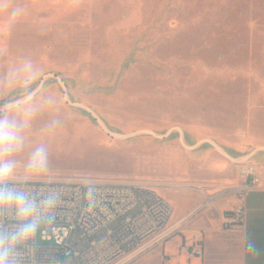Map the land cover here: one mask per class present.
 Listing matches in <instances>:
<instances>
[{
    "label": "rangeland",
    "instance_id": "obj_1",
    "mask_svg": "<svg viewBox=\"0 0 264 264\" xmlns=\"http://www.w3.org/2000/svg\"><path fill=\"white\" fill-rule=\"evenodd\" d=\"M3 2L0 121L16 138L0 178L145 182L168 199L242 182L208 139L233 155L221 139L264 143V0ZM125 264L169 257L158 244Z\"/></svg>",
    "mask_w": 264,
    "mask_h": 264
},
{
    "label": "built area",
    "instance_id": "obj_2",
    "mask_svg": "<svg viewBox=\"0 0 264 264\" xmlns=\"http://www.w3.org/2000/svg\"><path fill=\"white\" fill-rule=\"evenodd\" d=\"M250 157L235 159L242 182L204 196L185 219L232 195L237 205L224 227L243 225L246 197L264 189L262 170ZM0 191L19 194L32 206L31 215L22 218L14 201H0V241L10 249L9 264H125L161 243L173 228L174 206L145 182L0 178ZM27 222L35 223L34 232L13 239ZM39 225L42 239L51 243L39 241ZM190 253L202 255L203 249L192 247Z\"/></svg>",
    "mask_w": 264,
    "mask_h": 264
},
{
    "label": "crops",
    "instance_id": "obj_3",
    "mask_svg": "<svg viewBox=\"0 0 264 264\" xmlns=\"http://www.w3.org/2000/svg\"><path fill=\"white\" fill-rule=\"evenodd\" d=\"M183 136L181 131L180 137ZM221 141L240 152L233 155L221 144L222 149L229 153L223 149L224 154H221L230 160L248 153H251V160L264 146V143L258 142L248 144L246 149L241 140L234 143L222 139ZM190 143L192 147L199 144ZM258 165L264 179V166ZM243 178L241 174V179ZM168 196L170 199H167L174 206L171 222L179 221V224L173 226L171 233L159 243L169 257V264H264V189L253 190L248 194L245 200V223L235 224L230 229L225 228L224 223L226 216L232 214L237 205V200L232 195L218 198L215 206L208 205L186 219L189 212L201 203L202 194L194 189L187 192L172 191ZM199 246L203 249L202 255L190 253L192 247Z\"/></svg>",
    "mask_w": 264,
    "mask_h": 264
},
{
    "label": "clouds",
    "instance_id": "obj_4",
    "mask_svg": "<svg viewBox=\"0 0 264 264\" xmlns=\"http://www.w3.org/2000/svg\"><path fill=\"white\" fill-rule=\"evenodd\" d=\"M0 7L3 9H7L8 5L3 0H0ZM22 12L20 8H13L10 12V19H16ZM6 121H0V146L11 143L15 140V133L8 128ZM43 163V157L40 156L39 159L34 158L33 164L39 165ZM10 169L8 165H0V177H3L9 173ZM91 192V189L89 190ZM4 200H11L14 201L18 205V211L20 212L22 218H27L31 215L32 206L27 203L23 197L16 193L4 192L0 191V201ZM35 223L34 222H27L23 223L19 229V233L13 239L18 238H26L35 230ZM10 249L9 247L5 246L3 241H0V264H9L8 262V253Z\"/></svg>",
    "mask_w": 264,
    "mask_h": 264
},
{
    "label": "bare ground",
    "instance_id": "obj_5",
    "mask_svg": "<svg viewBox=\"0 0 264 264\" xmlns=\"http://www.w3.org/2000/svg\"><path fill=\"white\" fill-rule=\"evenodd\" d=\"M88 109V108H87ZM89 110V109H88ZM89 111H91L92 113H94L92 110H89ZM94 115L96 116L97 114L96 113H94ZM98 116V115H97ZM98 118H99V116H98ZM99 121H100V118H99ZM101 124H103V123H101ZM103 126L108 130V128L103 124ZM181 131V130H180ZM182 139V138H181ZM211 143H213V145L215 146V148L220 152V153H222V154H224V152H223V149H222V147H221V145L216 141V140H214V139H212V138H209L208 139ZM226 154V153H225ZM245 156V155H244ZM230 157V156H229ZM243 157V156H242ZM231 158V157H230ZM234 160V159H233ZM235 161V160H234ZM192 189H195V190H197V191H199L200 193H202L204 196H208V195H210L211 193H208V192H206V191H204V189H202V188H196V187H192ZM204 192V193H203ZM208 200H210V198L208 197ZM171 224H172V226H174V225H176V224H179V221H178V223H172L171 222Z\"/></svg>",
    "mask_w": 264,
    "mask_h": 264
},
{
    "label": "water",
    "instance_id": "obj_6",
    "mask_svg": "<svg viewBox=\"0 0 264 264\" xmlns=\"http://www.w3.org/2000/svg\"><path fill=\"white\" fill-rule=\"evenodd\" d=\"M96 117L98 118V116L96 115ZM99 119V118H98Z\"/></svg>",
    "mask_w": 264,
    "mask_h": 264
}]
</instances>
